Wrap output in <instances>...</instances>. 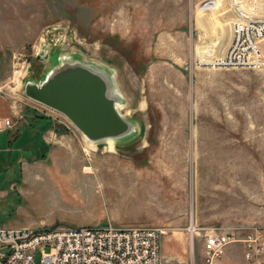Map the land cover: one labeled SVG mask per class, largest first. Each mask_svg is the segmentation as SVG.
<instances>
[{
	"label": "rangeland",
	"instance_id": "1",
	"mask_svg": "<svg viewBox=\"0 0 264 264\" xmlns=\"http://www.w3.org/2000/svg\"><path fill=\"white\" fill-rule=\"evenodd\" d=\"M244 13L264 17V0H0V120L8 131L52 120L82 140L48 165L0 168V226L78 227L66 221L77 217L156 227L165 261L187 264H208L207 235L255 228L264 261V37L260 65L219 63ZM44 44L54 59L112 74L133 137L113 149L89 142L25 94L51 68ZM229 246L221 264H248L244 241Z\"/></svg>",
	"mask_w": 264,
	"mask_h": 264
},
{
	"label": "built area",
	"instance_id": "2",
	"mask_svg": "<svg viewBox=\"0 0 264 264\" xmlns=\"http://www.w3.org/2000/svg\"><path fill=\"white\" fill-rule=\"evenodd\" d=\"M239 16L233 40L219 63L234 67L260 65L264 17L245 13ZM12 127L10 119L0 120V133ZM190 232L193 236L195 230ZM164 233L165 230L156 227L110 224L56 228L0 226V264H187L165 261L161 252ZM234 241V235L229 233L207 235L204 241L207 263L219 264L225 247ZM252 244L249 241L247 245L248 264H264L255 260L256 248Z\"/></svg>",
	"mask_w": 264,
	"mask_h": 264
},
{
	"label": "water",
	"instance_id": "3",
	"mask_svg": "<svg viewBox=\"0 0 264 264\" xmlns=\"http://www.w3.org/2000/svg\"><path fill=\"white\" fill-rule=\"evenodd\" d=\"M47 48L44 44L38 57L51 61V68L42 82L28 81L25 94L65 115L89 142L133 137L137 126L121 112L112 74L81 59H54Z\"/></svg>",
	"mask_w": 264,
	"mask_h": 264
},
{
	"label": "crops",
	"instance_id": "4",
	"mask_svg": "<svg viewBox=\"0 0 264 264\" xmlns=\"http://www.w3.org/2000/svg\"><path fill=\"white\" fill-rule=\"evenodd\" d=\"M55 124L56 123L52 120L39 119L22 123L12 131L0 133V168L7 171L10 170L15 163H22L25 165L29 164L28 162L30 161H34L37 166L38 164L39 166L48 165L46 161L49 159L56 158L58 154L62 155L65 152L69 153L72 142H82L81 137L77 133H63L55 130ZM108 143L111 149H113L114 144H116L112 140L108 141ZM41 177L46 179L41 188L48 191L50 188V179L45 176ZM63 190L64 187L61 184L56 186V191L62 192ZM66 221L72 225L78 226H103L105 224H113L114 226L121 227L117 225L116 221L107 218L87 220L76 217ZM219 232L229 233L234 235L236 240L244 241V252L247 251L248 242L255 238L259 239L261 234L255 228H252L250 232H244V234H241V237L238 236L237 230L230 229ZM234 249V246H229L225 247L224 251L227 250V253H230ZM175 258L177 257L174 255L173 259ZM244 260L246 261V257H244ZM219 264H221V259L219 260Z\"/></svg>",
	"mask_w": 264,
	"mask_h": 264
},
{
	"label": "bare ground",
	"instance_id": "5",
	"mask_svg": "<svg viewBox=\"0 0 264 264\" xmlns=\"http://www.w3.org/2000/svg\"><path fill=\"white\" fill-rule=\"evenodd\" d=\"M192 229V228H191ZM193 230V229H192ZM192 245V244H191Z\"/></svg>",
	"mask_w": 264,
	"mask_h": 264
}]
</instances>
